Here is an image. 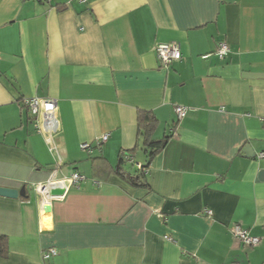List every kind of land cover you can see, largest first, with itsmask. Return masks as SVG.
<instances>
[{"label":"crops","instance_id":"1","mask_svg":"<svg viewBox=\"0 0 264 264\" xmlns=\"http://www.w3.org/2000/svg\"><path fill=\"white\" fill-rule=\"evenodd\" d=\"M158 40L181 59L162 66ZM31 96L56 100L54 145L34 130ZM140 111L165 141L152 157ZM262 152L264 0H0V186L18 190L0 195V264H264ZM136 163L145 184L128 180ZM73 172L61 196L33 187Z\"/></svg>","mask_w":264,"mask_h":264},{"label":"built area","instance_id":"2","mask_svg":"<svg viewBox=\"0 0 264 264\" xmlns=\"http://www.w3.org/2000/svg\"><path fill=\"white\" fill-rule=\"evenodd\" d=\"M228 51L229 45L225 41H221L217 44L214 53L221 58L225 56ZM155 52L157 59L164 67H167L171 63L180 60L182 57L179 43L172 40L156 41ZM206 56L208 55H204L203 57ZM22 103L32 117L34 130L39 134H43L46 139L54 145V134L59 129V121L56 113L57 103L55 98L31 96L23 98ZM173 110L177 119L181 120L186 115L188 107L175 104L173 106ZM107 135L108 134L106 133L102 134L97 139V145L104 143L107 139ZM174 135L176 136L177 133L174 132ZM79 147L83 150H90L91 144L89 142H82ZM260 156H264V152H262ZM136 165L137 167H140V163H136ZM82 178L83 176L78 172H73L68 178L59 181L48 180L46 182H39L34 184L33 187L35 191L42 193L47 200V198L51 197L48 193L49 186L63 184L66 181L72 184H77ZM207 212L210 213L211 211L208 210ZM231 233L234 238H237L247 246H256L260 242L259 237L251 235L249 231L239 223H234L232 225ZM55 252L56 250L54 248H49L43 253V257L47 258L48 256L55 254Z\"/></svg>","mask_w":264,"mask_h":264},{"label":"trees","instance_id":"3","mask_svg":"<svg viewBox=\"0 0 264 264\" xmlns=\"http://www.w3.org/2000/svg\"><path fill=\"white\" fill-rule=\"evenodd\" d=\"M138 123V134L143 139V145L146 152H148V156L152 157L157 152H159L165 141L156 140L152 138L153 131L157 125V120L155 116L148 111H140L137 118ZM138 148H133L131 150H122L118 155V163L115 168V172L120 175H124L125 171L123 170V165L130 163L133 165L134 155L136 154ZM136 176L128 174V180L132 184H138V182H143L144 177L148 172V166L145 163H140V167H136ZM7 251L6 246V238L5 236H0V255H5Z\"/></svg>","mask_w":264,"mask_h":264},{"label":"water","instance_id":"4","mask_svg":"<svg viewBox=\"0 0 264 264\" xmlns=\"http://www.w3.org/2000/svg\"><path fill=\"white\" fill-rule=\"evenodd\" d=\"M65 192V186L64 185H58L57 186H49L48 193L50 196H61ZM0 195L7 196V197H17L18 190L17 188H11L7 186H0ZM51 210V206L49 204L44 205V212L49 213Z\"/></svg>","mask_w":264,"mask_h":264}]
</instances>
